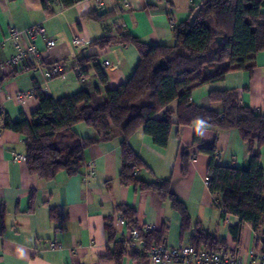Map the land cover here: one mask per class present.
<instances>
[{
    "label": "crops",
    "instance_id": "obj_1",
    "mask_svg": "<svg viewBox=\"0 0 264 264\" xmlns=\"http://www.w3.org/2000/svg\"><path fill=\"white\" fill-rule=\"evenodd\" d=\"M102 1L107 3L105 8L99 7L97 0H80L68 8L55 3L49 14L40 0H0V61L14 53L10 42L1 44L12 27L24 29L42 24L47 36L55 40V46L47 49L44 41L37 38V60H26L18 67L0 71V264H118L101 256L114 242L124 243L121 238L129 237L131 227L126 221L121 222L120 205L134 209L135 225H151L155 233L164 229L161 242L168 246L190 243L194 228L199 226L222 241L220 248L227 255L240 256L243 261L249 253L257 256L261 251L260 228L241 221L237 215H221L207 184L210 155L198 152L193 139L199 135L201 146L214 148L218 153L215 162L226 167L242 168L249 157L248 146L236 129L178 124L177 100L156 115L171 112L173 126L165 147L155 145L142 128L129 138V144L145 165L135 168V177L147 183L169 180L170 192L184 203L190 216V226L184 232L181 215L168 199H161L155 190L120 183V137L88 146L83 154L84 164L73 176L59 171L53 179L44 180L31 174L25 161L17 159L18 155H25V137L5 128L4 118L31 120V114L39 107L34 89L58 99L83 89L93 93L98 87L102 96L105 88H115L128 80L139 54L130 44L100 48L89 44L92 40L122 32L146 43L172 45L173 28L190 21L193 10L204 0ZM101 9H105L104 14H99L103 16L101 21L87 18L89 13ZM74 37L82 42L73 44ZM86 57L94 60L79 62ZM56 62L63 65V73L47 78L46 73ZM96 64L107 77L105 85L98 83ZM219 66L204 67L203 72L208 74ZM22 68L25 70L18 71ZM31 89V96H18ZM211 90L235 91L243 105L264 114V51L255 55L249 70H231L222 80L203 84L191 92L195 105L220 111L219 102L208 101ZM72 130L81 138L96 136V131L82 122L74 124ZM185 150L193 157L187 174L182 175L181 156ZM260 163L264 171V149ZM89 166L93 169L90 176ZM53 209L57 210L55 218L50 216ZM109 229L114 234L112 240ZM119 264L152 263L146 255L132 256L127 250Z\"/></svg>",
    "mask_w": 264,
    "mask_h": 264
},
{
    "label": "trees",
    "instance_id": "obj_2",
    "mask_svg": "<svg viewBox=\"0 0 264 264\" xmlns=\"http://www.w3.org/2000/svg\"><path fill=\"white\" fill-rule=\"evenodd\" d=\"M78 1L40 0L43 10L49 14L53 13L51 6L55 3L68 8ZM263 7L264 0H204L193 10L190 21L173 28L172 45L146 43L122 32L92 40L89 44L100 48L115 43L134 46L139 54L136 68L125 83L105 88L102 96L96 87L93 93L83 89L53 99L36 88L34 94L39 107L31 114V120L12 121L5 116L4 127L25 137L28 171L44 180L53 179L59 171L76 175L84 164L83 154L88 146L120 137V183L152 189L161 199H168L171 207L181 215L184 232L190 226L184 203L170 192L169 180L147 183L135 177V168L145 165L129 144V138L142 128L155 145L165 147L173 126L171 112L165 111L160 117L156 115L171 101L177 100L178 124L198 123L219 130L236 129L240 140L248 146L249 157L242 168L226 167L215 162L214 148L201 146L199 135L193 139L198 152L210 155L207 184L221 215L231 213L241 221L260 227L264 213V171L260 163L261 149H264V114L243 105L235 91L209 92L208 101L219 102L220 111L195 105L191 101V92L203 84L222 80L231 70L251 68L255 55L264 51ZM87 18L101 21L103 16L95 11ZM93 60V57H86L79 62ZM214 64H219V68L204 74V67ZM22 70L25 68L18 71ZM94 70L98 83L105 85L107 77L98 64L94 65ZM80 122L93 128L96 136L79 137L72 126ZM192 157L188 151L183 152L182 175L187 174ZM118 210L132 228L135 225L134 209L120 205ZM50 216L55 218L57 210H51ZM113 235L109 229L110 240ZM164 236V229L142 234L147 248L160 243ZM190 244L216 251L222 241L196 226ZM126 251L124 243L114 242L101 258L119 264Z\"/></svg>",
    "mask_w": 264,
    "mask_h": 264
},
{
    "label": "built area",
    "instance_id": "obj_3",
    "mask_svg": "<svg viewBox=\"0 0 264 264\" xmlns=\"http://www.w3.org/2000/svg\"><path fill=\"white\" fill-rule=\"evenodd\" d=\"M99 7L105 8L106 1L97 0ZM171 25L173 23L171 22ZM104 32L107 33V26L104 25ZM39 38L44 41L47 49H51L55 46V40L48 37L46 29L42 24H36L34 26L17 29L12 27L1 44L10 42L14 48V53L6 60L0 61V71H4L6 68H15L20 65L21 62L30 60L35 61L40 56V50L36 45V39ZM82 41L79 37L72 39L73 44H80ZM64 67L61 63L56 62L52 65L50 71L46 73V77L58 76L62 74ZM33 89L20 93L18 96H31ZM214 156L217 157L218 153L214 152ZM17 159L25 161V155H18ZM87 174L90 176L93 174V169L89 166ZM125 220L122 219L121 222ZM259 232V242L261 246L260 253L255 256L253 253H249L247 260L243 261L240 256L227 255L226 251L219 248L216 251H211L204 247L196 248L190 243H181L176 246H168L163 242L146 247L142 234L148 233L152 230L151 225L137 226L134 225L130 229L128 239L121 240L125 243L128 252L133 255H146L152 264H169L173 261H180L183 263L192 264H264V213L261 217V226Z\"/></svg>",
    "mask_w": 264,
    "mask_h": 264
},
{
    "label": "water",
    "instance_id": "obj_4",
    "mask_svg": "<svg viewBox=\"0 0 264 264\" xmlns=\"http://www.w3.org/2000/svg\"><path fill=\"white\" fill-rule=\"evenodd\" d=\"M98 12H99V14H104L105 13V9H101Z\"/></svg>",
    "mask_w": 264,
    "mask_h": 264
},
{
    "label": "rangeland",
    "instance_id": "obj_5",
    "mask_svg": "<svg viewBox=\"0 0 264 264\" xmlns=\"http://www.w3.org/2000/svg\"><path fill=\"white\" fill-rule=\"evenodd\" d=\"M205 71V70H204Z\"/></svg>",
    "mask_w": 264,
    "mask_h": 264
}]
</instances>
